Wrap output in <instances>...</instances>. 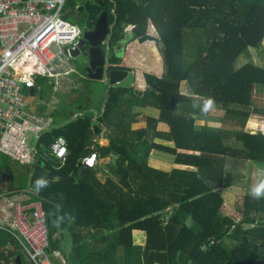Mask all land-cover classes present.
I'll return each mask as SVG.
<instances>
[{
	"label": "trees",
	"instance_id": "1",
	"mask_svg": "<svg viewBox=\"0 0 264 264\" xmlns=\"http://www.w3.org/2000/svg\"><path fill=\"white\" fill-rule=\"evenodd\" d=\"M66 2L78 12L75 0ZM92 4L93 14L80 12V18L74 14L76 20L70 22L92 29L105 12L110 47L125 38L127 25H134L131 40H149L146 31L151 23L163 75L144 73L141 92L108 87L96 107L78 108L80 118L72 119L69 109L51 114L58 125L43 135L41 144L47 147L64 137L68 152L64 163L45 155L32 166H20L24 172L15 182L19 165L0 153V174L11 180L6 195L26 192L41 200L46 253L59 252L64 264H264V198L244 194L238 221L221 212L226 167L245 161L264 165V134L244 131L251 116L264 117V110L252 105L254 87L264 89V66L254 64L248 50L259 49L264 40V0H92ZM200 12L211 21H196ZM240 55L249 59L234 66ZM120 62L109 54L110 64ZM81 76L86 78L84 71ZM45 80L35 79L33 93L41 83L48 85ZM181 81H186L192 96L180 93ZM206 97L215 101L212 110L221 112L219 126L202 124L210 112L192 107ZM139 107L155 108L159 114L147 118L143 130L132 131L133 109ZM93 111L101 114L96 121ZM158 123H165L169 132L155 135L174 147L147 138ZM103 124L111 125L117 137L106 146L88 147ZM151 150L170 155L173 164L185 168L166 171L149 166ZM93 151L99 158L112 155L101 165L106 169L103 182L97 176L99 166L80 163ZM42 176L49 184L35 191L33 182ZM4 193L0 190V197ZM133 230L144 233L143 246L133 245ZM0 249V264H31L18 241L3 230Z\"/></svg>",
	"mask_w": 264,
	"mask_h": 264
},
{
	"label": "built area",
	"instance_id": "2",
	"mask_svg": "<svg viewBox=\"0 0 264 264\" xmlns=\"http://www.w3.org/2000/svg\"><path fill=\"white\" fill-rule=\"evenodd\" d=\"M65 3L66 0H0V153L20 166H32L45 155L63 164L68 154L62 136L47 147L41 144L43 135L56 126L53 119L29 110L28 100L33 98L27 94L38 77L59 80L75 73L71 52L79 45L83 27L64 19ZM133 28L127 25L124 31ZM97 158L93 151L80 163L93 167ZM4 201L0 230L18 241L31 264H57L54 261L61 257L59 252L46 253L41 200L30 194H13Z\"/></svg>",
	"mask_w": 264,
	"mask_h": 264
},
{
	"label": "crops",
	"instance_id": "3",
	"mask_svg": "<svg viewBox=\"0 0 264 264\" xmlns=\"http://www.w3.org/2000/svg\"><path fill=\"white\" fill-rule=\"evenodd\" d=\"M91 3H92V1H91ZM153 28H155V27H153V25L151 23H149L147 26V31H146V34L149 37V40H146L145 42L140 43L137 40H131V31H132L131 30V31H124L125 38L121 42L117 43L116 45L109 47L110 48V52H109L110 56L112 55L115 58H118L121 60L120 64H118V65H121V66H124V67L131 69V71L135 74L136 79L133 82L131 87L137 92L138 91L141 92L145 89V84H144V80H143L144 73L155 75L156 77L159 78L163 75V72H164L162 57H161V54L158 50L159 48H158V43H157V33H156L155 29H153ZM127 38H128V40L125 41V39H127ZM263 44H264V42H263ZM143 47H148L149 50L147 49L145 51V48L143 49ZM73 74H76V73H72L68 77H65V78H67L66 80L73 79L74 78L72 76ZM77 74H79V78L81 77L82 79H84V77L81 76V73H77ZM108 87H110V86L107 84V88ZM179 89H180V93L184 96H192L193 95L190 92V89H189L186 81H181ZM38 90L41 91V89H38ZM254 90H255V95H261L262 93H264V89L262 86H255ZM106 91H107V89L105 90V94H106ZM75 93H77V92H75ZM27 94H28V92H27ZM33 95H34V93H33ZM253 96H252V105H253V108L255 109V107H254L255 100H254ZM79 97H80V95L78 94L77 97L74 98L72 103L77 101ZM29 101L30 100H28V103H29ZM101 101H102V98H101ZM72 103L70 105H72ZM98 104H96V105H98ZM91 106H94V105H91ZM184 106L186 107L185 102H184ZM41 108H45V107L44 106L40 107V108H38L37 111H35L32 108V106L30 105L29 110L31 109V111H34L38 114H41L42 116H45V117H48V118L54 120V118L51 117V114H54L55 112L49 114L50 116L45 115L46 114V108L43 112L40 110ZM78 108L76 109L75 114L76 115H79V114L82 115V113H79L80 111H78ZM101 110H103L102 107H101ZM101 113H102V111H101ZM133 113L136 114V117H135V121L130 126V129L132 131L143 130L146 127V119L147 118L156 119L158 117V114H159L157 109L151 108V107L134 108ZM70 114L73 115L72 119L76 116L74 113H70ZM100 116H101V114H98L97 112L93 111V120L94 121L98 120L100 118ZM220 117H221V112H214L213 110H211L209 113V117H208L209 120L202 121L201 123L204 124V123L209 121L208 124L213 125V126H219L220 125L219 124ZM251 117H258V116H251ZM259 118H264V117H259ZM250 124H253V123H250ZM54 125L56 127L58 125L55 123V120H54ZM100 126H101L100 127L101 132L99 133L98 137H94L89 142L88 147H92L95 144H99L101 146H106L110 143L111 139H114L115 137H117L118 133L114 128H112L111 125L109 126V124L108 125L103 124ZM247 128L250 130L252 127H250V125H247ZM156 132L161 133L163 135L167 134L169 132V127L165 123H158L156 125L155 129L149 130L148 134H147V136H148L147 138L152 143L162 145L165 147H170V148L174 147L173 142L168 141L164 137H157L155 135ZM248 132L253 133L252 131H248ZM178 152L187 153L186 151H183V150H178ZM111 160H112V155H109V156H106L103 158L98 157L95 165L93 166V167L99 166L100 169L97 172V176L101 180V182H103L105 180V171H106V169L103 168V166H101V165L107 164ZM147 164L151 167L160 168V169H163L166 171L173 169V168H179V169L185 168L184 166L173 164V160H172V157L170 155L165 154V153L160 152V151H156V150H151L149 152ZM247 166L253 168V166H251L249 164V162H247V161L241 162V163H236L233 166H228L225 169V175L231 174V173L235 174L236 172L239 171V169L245 170ZM232 168H233V170H232ZM225 175H224V177H225ZM14 194L29 195L26 192H19V193L17 192ZM221 195H222V193H221ZM222 197H223V195H222ZM131 239H132L133 245L143 246L145 236H144V233L142 231L133 230L131 232Z\"/></svg>",
	"mask_w": 264,
	"mask_h": 264
},
{
	"label": "rangeland",
	"instance_id": "4",
	"mask_svg": "<svg viewBox=\"0 0 264 264\" xmlns=\"http://www.w3.org/2000/svg\"><path fill=\"white\" fill-rule=\"evenodd\" d=\"M67 5L68 3L66 2L63 8L64 19L68 22H70L71 20H76L74 11L70 10L71 8L68 7L69 5ZM263 42H261L259 49H248L250 51L251 61L259 66H264ZM144 48L145 51L147 49L149 50L148 47H143V49ZM248 59L249 58L245 59L243 55H240L235 59L234 66L240 65ZM71 62L72 67L75 69L76 73L72 75L74 77L73 79H69L70 81L66 80L67 78H61L59 80L46 79L45 81L48 83V85L45 83H41L40 86H38L42 92L36 89V92L32 97L33 100L29 101L35 111H37L38 108L44 106L46 108L45 115H49L57 111H63L64 109H69V113L75 114L78 107H82L84 105H87V107H96V104L101 102V98L104 97L105 90L107 89L106 82L91 81L87 80L85 77L82 81H80L79 74L77 73H82L84 67L76 59H72ZM75 92H77L80 97L77 101L72 103L74 98L78 95ZM253 95L255 100L254 107L259 110H264V93H262L261 95H255L254 90ZM71 103L72 105H70ZM247 125H250V127L252 128L249 130L247 128ZM244 131H252L253 133L261 132L264 134V118L250 117L245 124ZM249 164L253 166V168L247 166L245 170L239 169V171L235 174H226L223 181L226 186L222 187L221 189V193L223 195L221 212L223 214L229 215L230 217H233L236 221H238L240 218L239 206L242 197L246 193L249 194L251 187H253L259 180L264 179V165L253 163ZM16 168L18 169V173L16 174L14 181L18 182L19 179L21 180V174L19 173L24 172V169L20 166H17ZM10 186V178L7 175L0 174V190L5 192L0 197V209L3 206L2 204L5 203L4 197L6 198V196H8L6 195V191H8ZM0 218H2L1 214ZM56 260L57 262L62 264V259L60 256Z\"/></svg>",
	"mask_w": 264,
	"mask_h": 264
},
{
	"label": "water",
	"instance_id": "5",
	"mask_svg": "<svg viewBox=\"0 0 264 264\" xmlns=\"http://www.w3.org/2000/svg\"><path fill=\"white\" fill-rule=\"evenodd\" d=\"M92 0H75L78 11L91 15L95 11ZM209 23L210 16L205 12H200L196 21ZM109 28L107 24V14L100 13L92 29H83L78 47L71 52L73 59L83 65L86 78L91 81H103L110 87L129 88L136 77L131 69L109 63ZM125 39V41H127ZM86 64V65H85ZM28 96H33L32 88L28 89ZM31 110V109H30ZM1 252V249H0Z\"/></svg>",
	"mask_w": 264,
	"mask_h": 264
},
{
	"label": "clouds",
	"instance_id": "6",
	"mask_svg": "<svg viewBox=\"0 0 264 264\" xmlns=\"http://www.w3.org/2000/svg\"><path fill=\"white\" fill-rule=\"evenodd\" d=\"M215 106V101L211 97L203 98L202 103H194L192 105L193 108H199V110L203 114H207L210 112ZM49 184V181L45 177L37 178L33 182V189L35 191H40L41 189L47 187ZM249 195L256 200H259L261 198H264V179L259 180L253 187H251L249 191Z\"/></svg>",
	"mask_w": 264,
	"mask_h": 264
},
{
	"label": "flooded vegetation",
	"instance_id": "7",
	"mask_svg": "<svg viewBox=\"0 0 264 264\" xmlns=\"http://www.w3.org/2000/svg\"><path fill=\"white\" fill-rule=\"evenodd\" d=\"M77 9H78V8H76V11H78ZM80 12H81V11L75 12L76 16L79 17V18L81 17V13H80Z\"/></svg>",
	"mask_w": 264,
	"mask_h": 264
}]
</instances>
